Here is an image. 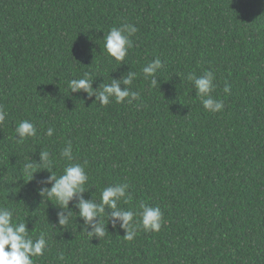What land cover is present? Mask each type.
Wrapping results in <instances>:
<instances>
[{
  "label": "trees",
  "instance_id": "1",
  "mask_svg": "<svg viewBox=\"0 0 264 264\" xmlns=\"http://www.w3.org/2000/svg\"><path fill=\"white\" fill-rule=\"evenodd\" d=\"M122 23L139 31L120 65L104 37ZM157 57L152 88L141 69ZM128 71L138 74L139 101L102 107L69 94L85 72L96 88ZM205 71L220 112L205 110L187 79ZM0 106V206L15 208L34 239L47 233L35 264H264V0H0ZM21 120L39 135L17 144ZM67 141L75 162L87 161L86 198L127 183L121 207L159 206L161 230L140 228L127 241L109 225L92 239L75 213L67 232L58 228L55 202L38 194L50 173L29 181L22 169L48 150L61 175Z\"/></svg>",
  "mask_w": 264,
  "mask_h": 264
},
{
  "label": "clouds",
  "instance_id": "2",
  "mask_svg": "<svg viewBox=\"0 0 264 264\" xmlns=\"http://www.w3.org/2000/svg\"><path fill=\"white\" fill-rule=\"evenodd\" d=\"M139 29L130 23H122L114 26L104 37V48L108 56L117 63L126 64L125 58L129 50L133 47L132 37ZM163 67L162 61L157 57L142 67L141 73L144 80L149 82L150 87H160L157 74ZM92 73L85 72L79 79H72L68 82L69 94L84 92L88 97H95L102 107L108 106L113 98L116 103L127 101L128 104L141 99L138 91L132 90L137 73L128 71L126 77L120 79L111 78V83H100L96 88L93 84ZM187 79L194 85L196 96L199 98L204 109L216 113L222 111L223 101L214 99L212 93L216 89L215 75L211 71H205L201 76L189 73ZM123 85V89L121 88ZM230 91L229 86H225L224 92ZM8 112L0 106V126L6 123ZM54 128L48 127L45 135L52 137ZM17 144H23L29 139L36 138L39 131L36 125L29 120H21L15 127ZM67 163L63 167V173L59 176L53 171L57 164L56 157L48 150L39 152V161H29L23 165V174L34 179V174L38 171L46 170L50 175L43 179L38 189V194L42 200L54 201L59 209L56 216L57 227L67 232L73 223L82 220L81 231H86L88 237L100 239L108 233V226L112 229H123L124 238L132 241L142 228L144 231L159 232L164 224L163 213L159 206L153 207L145 202H140L138 210L124 209L121 204H126L131 199L128 192L127 183L109 185L103 188L100 193V200L97 202L91 198H86L85 193L89 192L87 183L90 179L86 171L87 161L84 164L75 162L71 141L66 142V146L60 153ZM48 185H51L50 187ZM71 205V207H70ZM18 215L15 208L0 206V264H35L36 259L44 256L49 250V242L46 240L47 233L41 231L35 239L29 233L27 223L17 222L14 216ZM78 224V223H77ZM81 225V224H78ZM63 254H60L62 260Z\"/></svg>",
  "mask_w": 264,
  "mask_h": 264
}]
</instances>
